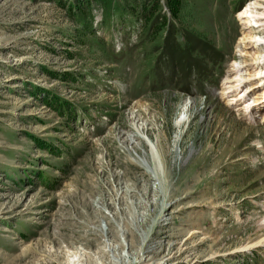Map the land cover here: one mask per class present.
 <instances>
[{
	"label": "rangeland",
	"instance_id": "obj_1",
	"mask_svg": "<svg viewBox=\"0 0 264 264\" xmlns=\"http://www.w3.org/2000/svg\"><path fill=\"white\" fill-rule=\"evenodd\" d=\"M68 1L0 0V264H264V118L220 95L253 0H149L86 45Z\"/></svg>",
	"mask_w": 264,
	"mask_h": 264
},
{
	"label": "bare ground",
	"instance_id": "obj_2",
	"mask_svg": "<svg viewBox=\"0 0 264 264\" xmlns=\"http://www.w3.org/2000/svg\"><path fill=\"white\" fill-rule=\"evenodd\" d=\"M238 19L241 21L243 32L237 47V55H239L240 61L233 62L230 69L231 74L227 76L220 95L224 99L229 98V105H239L238 103L246 93L253 94L251 99L244 102L242 110L244 112L248 111V114H251V111L254 110L255 113L262 114V118H264V113H262L264 112V0L250 2L238 14ZM186 113L187 111L185 112L183 109V116ZM183 121L181 118L178 120L177 125L180 126ZM135 142L137 140L132 144ZM141 160H143L142 165L144 167L151 168L147 157H141ZM156 168L158 169L157 163Z\"/></svg>",
	"mask_w": 264,
	"mask_h": 264
},
{
	"label": "trees",
	"instance_id": "obj_3",
	"mask_svg": "<svg viewBox=\"0 0 264 264\" xmlns=\"http://www.w3.org/2000/svg\"><path fill=\"white\" fill-rule=\"evenodd\" d=\"M59 2L61 0H58ZM97 2L100 6L103 7L106 18L112 16V15H118L120 19H126L127 17L131 18L136 16V13L139 15H143L144 18H148L150 14L154 15L157 8H155V5L149 6L148 4H151L149 0H144L142 4L140 5V9L138 10L136 7L135 0H94ZM157 6L159 7L158 0H156ZM134 2V4H133ZM147 2V3H145ZM166 5L168 9L170 10L173 17L175 15H178L182 9L180 0H165ZM132 3V6L130 5ZM67 13L70 20L76 24H78L81 27L80 32L82 31V34L79 35V30L76 32L74 31L73 35H76V38L80 45H86L88 42L93 41L90 37H94V29L91 26L92 21V15H91V7H90V1L89 0H69L67 2ZM129 6V10L126 9V7ZM170 14V15H171ZM132 19V18H131ZM167 25V24H166ZM168 38H163L164 43L167 44V51L168 53L174 52V47L171 44V35L172 33L167 30ZM191 32L186 33V43H190L192 47H200V50L203 52H206L208 43L205 41V39H199L200 44H198L194 38L195 36ZM88 39V40H87ZM197 39V38H195ZM184 41V39H183ZM78 43V44H79ZM215 50L213 49L212 53H214ZM182 57L193 59L192 54L188 52L187 49L183 48L181 51ZM195 65L198 66V63L195 62ZM191 66V62H187L186 69H189ZM199 67V66H198ZM201 67V66H200ZM70 77V76H69ZM48 104L52 106L53 110L57 112L60 116H65L69 118L74 113L72 106L65 100H59L58 98H51L49 99ZM72 119V118H71ZM45 145V144H44ZM46 146V145H45ZM45 148V147H44ZM50 150L49 147H46Z\"/></svg>",
	"mask_w": 264,
	"mask_h": 264
}]
</instances>
